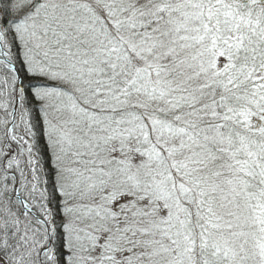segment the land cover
<instances>
[{
    "label": "snow or ice",
    "instance_id": "obj_1",
    "mask_svg": "<svg viewBox=\"0 0 264 264\" xmlns=\"http://www.w3.org/2000/svg\"><path fill=\"white\" fill-rule=\"evenodd\" d=\"M0 264H264V0H0Z\"/></svg>",
    "mask_w": 264,
    "mask_h": 264
}]
</instances>
